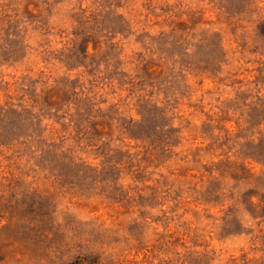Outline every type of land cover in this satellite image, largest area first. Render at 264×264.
<instances>
[{
  "label": "rangeland",
  "instance_id": "obj_1",
  "mask_svg": "<svg viewBox=\"0 0 264 264\" xmlns=\"http://www.w3.org/2000/svg\"><path fill=\"white\" fill-rule=\"evenodd\" d=\"M0 264H264V0H0Z\"/></svg>",
  "mask_w": 264,
  "mask_h": 264
}]
</instances>
